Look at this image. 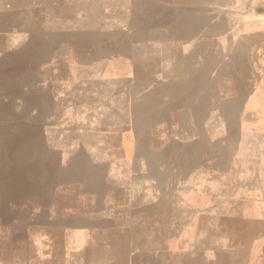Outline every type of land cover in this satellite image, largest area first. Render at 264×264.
<instances>
[{
	"label": "rangeland",
	"instance_id": "rangeland-1",
	"mask_svg": "<svg viewBox=\"0 0 264 264\" xmlns=\"http://www.w3.org/2000/svg\"><path fill=\"white\" fill-rule=\"evenodd\" d=\"M46 1L0 0V29H17L15 40H0V230L18 239H25L23 231L42 230L55 241L56 230L68 231L72 248L48 246L47 261L73 254L79 264H264V237L255 236L263 223L247 229L240 220L234 229L213 210L184 204L180 170L188 162L182 142L170 139L166 110L146 120L130 111L121 118L111 113L108 124L93 114L94 103L103 101H116L117 113L118 87L157 67L158 59L146 53L168 50L118 39L137 19L150 21L146 8L165 0H137L141 13L134 0L127 12L104 13L89 0H79L78 13L38 12ZM45 15L48 23L61 22L68 40H22L29 21L38 28ZM210 42L209 52L250 54V40ZM223 94L228 112L246 105L245 93ZM98 228L111 231L108 244L95 237Z\"/></svg>",
	"mask_w": 264,
	"mask_h": 264
},
{
	"label": "crops",
	"instance_id": "crops-1",
	"mask_svg": "<svg viewBox=\"0 0 264 264\" xmlns=\"http://www.w3.org/2000/svg\"><path fill=\"white\" fill-rule=\"evenodd\" d=\"M132 2L87 1L90 6L100 4L98 11L104 13L130 11ZM134 2L135 11L143 12L142 5ZM78 3L65 0L62 5L58 0H49L38 5V12L78 13ZM145 12L151 14L150 21L137 19L133 29L118 32V39L148 40V44L157 42L168 46V50L146 53L151 61L158 59L157 67L144 77H137L136 72L133 82L118 87L123 104L117 113L116 101H103L94 103L93 114L108 124L111 113L121 118L130 111L146 120L166 110L172 119L167 123L173 126L170 139L182 142V157L188 162L180 170L184 204L213 210L234 229L240 220L246 222L247 229L250 222L264 225V0H165L162 6L150 5ZM53 20L48 23L45 15L38 28H32L29 21L21 32L22 40H68L63 36L68 30L60 27L58 19ZM15 31L0 29V40H15ZM210 40H250V54L240 57L209 52ZM224 92L245 93L246 105L236 103L228 112ZM113 95L116 97L115 92ZM244 108H250V116H245ZM229 126H236L235 132ZM208 213L198 214L201 217ZM92 231L95 237H102V246L109 243L105 237L110 236V230ZM64 232L56 230L59 240L55 241L42 230L23 231L25 239L16 238L14 231L0 230V264H79L73 254L66 260L62 255L59 261L46 259L48 246L62 250L64 244H69L72 248ZM255 236L264 237V232ZM32 249L35 254H31ZM39 249L43 251L36 253Z\"/></svg>",
	"mask_w": 264,
	"mask_h": 264
}]
</instances>
